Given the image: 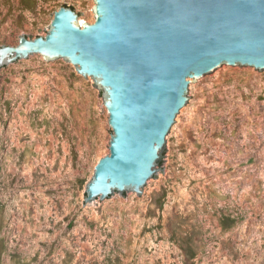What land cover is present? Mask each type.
Returning <instances> with one entry per match:
<instances>
[{
	"label": "rangeland",
	"instance_id": "374dc122",
	"mask_svg": "<svg viewBox=\"0 0 264 264\" xmlns=\"http://www.w3.org/2000/svg\"><path fill=\"white\" fill-rule=\"evenodd\" d=\"M95 0H0V46L46 35ZM194 95L148 196L92 206L110 153L102 90L68 60L40 56L0 81V264H264V75L226 67Z\"/></svg>",
	"mask_w": 264,
	"mask_h": 264
},
{
	"label": "water",
	"instance_id": "95a60500",
	"mask_svg": "<svg viewBox=\"0 0 264 264\" xmlns=\"http://www.w3.org/2000/svg\"><path fill=\"white\" fill-rule=\"evenodd\" d=\"M95 21L70 6L46 35L0 46L8 67L40 56L68 60L102 90L110 153L87 184L92 206L117 194L148 196L170 135L202 85L226 67L264 75V0H95Z\"/></svg>",
	"mask_w": 264,
	"mask_h": 264
},
{
	"label": "trees",
	"instance_id": "16d2710c",
	"mask_svg": "<svg viewBox=\"0 0 264 264\" xmlns=\"http://www.w3.org/2000/svg\"><path fill=\"white\" fill-rule=\"evenodd\" d=\"M70 7H72L73 9H75L73 6H70Z\"/></svg>",
	"mask_w": 264,
	"mask_h": 264
}]
</instances>
